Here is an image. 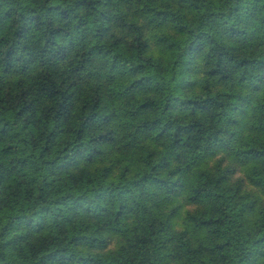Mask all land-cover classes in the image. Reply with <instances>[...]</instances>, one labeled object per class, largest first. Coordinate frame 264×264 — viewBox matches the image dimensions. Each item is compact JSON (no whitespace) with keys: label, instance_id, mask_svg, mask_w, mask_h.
Wrapping results in <instances>:
<instances>
[{"label":"trees","instance_id":"16d2710c","mask_svg":"<svg viewBox=\"0 0 264 264\" xmlns=\"http://www.w3.org/2000/svg\"><path fill=\"white\" fill-rule=\"evenodd\" d=\"M0 264H264V0H0Z\"/></svg>","mask_w":264,"mask_h":264}]
</instances>
